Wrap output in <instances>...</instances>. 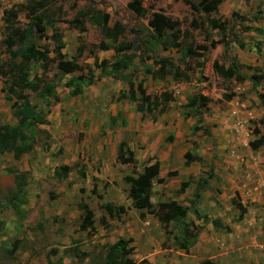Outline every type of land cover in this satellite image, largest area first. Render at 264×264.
<instances>
[{
  "label": "rangeland",
  "instance_id": "374dc122",
  "mask_svg": "<svg viewBox=\"0 0 264 264\" xmlns=\"http://www.w3.org/2000/svg\"><path fill=\"white\" fill-rule=\"evenodd\" d=\"M40 1L0 0V64L5 62L8 66L10 63L4 42L9 23L23 28L36 14L44 21L50 20L45 35L33 38L36 47L47 51L48 62L45 66L32 63L30 75H37L44 82H57L59 100L65 102L72 96L70 88L65 85L67 77L58 71L55 61H52L58 38H61L64 45L62 53L65 58H71L81 48L78 63L87 78L93 76L92 85L85 90L89 93L85 94L87 97L99 96L98 93L96 95L95 86L110 78L100 75L101 71L96 68L95 61H112L117 56L114 46L135 42L138 45L135 49L139 48L135 53L141 52L144 60L140 61L136 57L126 73L136 84L142 82L146 98H152V95L163 91L170 92L173 100L169 102L167 111L176 113L184 102L202 94L209 100V113L216 116L211 126L218 125L217 117L220 114L237 106L241 110L253 109L257 115L249 123L252 127L250 129L252 132H263V112L259 110L261 103L256 92L264 95V85L254 88L247 78L241 80L238 77H225L216 71L214 63L226 69L232 64L231 57L235 56L241 64L239 70L245 77L256 72L253 69L255 66L264 69V61L260 63V56L257 55L260 52L254 47L259 45L258 42L264 43L258 41L264 38V0H224L216 12L207 14L199 7H193L192 4H197L199 0H138L144 10L143 15L129 7V2L133 0H46L44 10L38 7L37 2ZM11 11L15 12L13 16ZM97 12L107 16L108 27L116 22L124 27L117 42L109 40L103 33V22L99 23L94 17ZM154 13L169 17L175 23V29L166 32L163 39L153 42L152 49H148L150 43L146 39L153 32L149 19ZM255 13L261 18L252 19ZM211 18L219 23L226 22V27L213 28L209 21ZM245 26H256L257 30L246 31ZM235 36L247 48L242 49L235 41H230ZM102 44L110 48L102 49ZM185 46L190 47L192 52L183 58L182 49ZM162 56L169 57L174 66L178 67L180 76L184 78L182 74H186L187 79L176 80L167 75L161 80L147 75L146 64L156 68L153 59ZM4 88V78L0 77V123H15L16 118L4 98ZM30 98L43 105L35 93L31 92ZM50 108L49 112L55 109L53 106ZM184 110L189 109L185 107ZM66 135V131L57 132L53 120H48L46 124L36 127V142L32 151L19 159L8 152L0 153V264H103L108 245L126 232L141 236L139 243H132L135 247L132 252L136 253L132 257L135 262L142 263L145 260L143 264H156L154 259L142 257V230L137 233L124 225L123 231L119 209L116 207L118 210L114 209L110 214L102 207L106 204L100 199L102 195L109 194L112 197L119 190L113 189L115 187L110 178L101 184L96 178L86 179L85 175L77 171V168L86 169L84 153H88V158L91 153L85 147L78 158L73 157L68 146L74 141ZM87 142L93 149V142L90 139ZM68 165H71L73 171L68 172L65 178H57L54 170ZM130 167L129 164L124 165L122 171L129 173ZM71 173L75 174L69 176ZM21 181L24 182V202L16 213L12 203L17 201L14 198ZM81 203L93 210V225L87 229L80 227ZM245 204L249 206V203ZM248 209L241 207L239 212L250 216ZM165 244H160V247ZM153 248L149 252L153 253L151 255L155 259L168 255L167 251L160 253ZM157 249L160 251L159 246Z\"/></svg>",
  "mask_w": 264,
  "mask_h": 264
},
{
  "label": "crops",
  "instance_id": "0c3cea01",
  "mask_svg": "<svg viewBox=\"0 0 264 264\" xmlns=\"http://www.w3.org/2000/svg\"><path fill=\"white\" fill-rule=\"evenodd\" d=\"M259 40L264 42L263 37ZM258 43L257 46L262 48L254 47L260 52L257 55L261 63L264 61V43ZM262 64L264 66V62ZM253 69L261 70L256 66ZM127 70L122 74L129 77ZM106 76L110 78L94 85L99 96H85L88 93L85 90L91 83L84 86L81 93L70 94L72 97L65 102L59 99L52 102L46 118L53 120L57 132L66 131V136L73 138L74 142L68 146L73 157L78 158L85 147L90 151L89 158L88 153H84L86 169L77 168L82 176L96 178L101 184L110 178L115 187L112 188L119 190L112 197L108 194L100 199L119 209L123 231L124 225L137 233L142 230V257L154 259L156 264H200L204 260L213 264H264V143L255 148L250 144L263 132H252L249 126L256 112L233 106L217 117L218 125L214 127L210 124L216 116L209 113L208 105L198 122L194 113L183 114L186 111L184 102L176 113L166 110L153 120L149 114L136 110L134 100L121 97L122 90H129L126 79ZM260 85L264 82L256 87ZM82 94L83 98H78ZM260 103L259 110L264 116L261 100ZM51 106L55 109L49 112ZM238 121L243 122V128L236 127ZM196 124L200 128L193 131ZM89 139L94 144L93 149L87 142ZM119 142H125L132 150L138 172L158 162V173L151 180L149 199L153 204L169 199L186 206L188 210L184 220L193 222L188 225L189 231L184 230L181 223L171 222L168 234L156 216L132 205L128 197L129 183L124 180L125 175L131 174V167L129 173H124L122 166L127 164L116 161ZM185 153L196 158L186 161ZM70 167L66 166L65 176L56 175L55 172H63L60 168L54 170V174L57 178H65L68 172L73 171ZM182 183H185L183 187ZM241 207L249 208L250 216L239 212ZM213 219H218L222 227H215ZM193 226H198V229ZM175 235L186 236L192 243L181 247L174 240ZM120 237L129 239L128 245L132 249L135 248L132 245L139 243L141 238L140 234L131 235V232L116 240ZM153 246L157 252L167 251L168 257L162 254L155 259L149 252ZM135 254L131 251L130 256Z\"/></svg>",
  "mask_w": 264,
  "mask_h": 264
},
{
  "label": "trees",
  "instance_id": "16d2710c",
  "mask_svg": "<svg viewBox=\"0 0 264 264\" xmlns=\"http://www.w3.org/2000/svg\"><path fill=\"white\" fill-rule=\"evenodd\" d=\"M190 1V0H185ZM224 0H199L197 4H192L193 7L200 8L204 13L216 12L220 4ZM39 9H45L46 0H41L37 2ZM129 7L134 10L137 14L143 15V9L140 6L138 0H133L129 2ZM145 13V12H144ZM11 16L15 14L14 11L10 12ZM96 21L99 23L103 22V33L108 37L109 40L117 42L118 37L123 32L124 27L118 22L114 23L112 27L106 25L107 16L105 14H100L97 12L94 14ZM252 19H259L256 13L252 15ZM242 19H248L243 18ZM210 25L213 28H224L223 23L217 22V20L211 18ZM48 23L50 20L44 21L40 15H35L32 17L31 22L25 27L21 28L19 26H14L13 23H9L7 26L8 32L4 38L6 44V49L9 53L10 63L7 66L5 62L0 64V77L4 78L5 94L4 98L9 103L12 114L16 118L14 124L4 123L0 124V153L8 152L11 153L15 159H19L23 154L32 151L35 145V129L39 124H46L48 122L46 116L48 113L49 106L52 102L58 100L57 96V82H44L38 78L37 75L31 77L30 75V65L32 63H41L45 66L48 62V56L46 50H41L34 44V37L42 38L45 35V31L48 29ZM149 24L153 28V32L149 34V38L146 42L150 43L148 49L151 48L153 42L160 41L166 32L175 29V23L167 16L159 13H154L152 18L149 19ZM7 25V24H6ZM244 30H257V27L245 26ZM173 33V32H172ZM57 36H59L57 34ZM235 36L230 41H235L240 47H243L245 43L239 40ZM227 45V42H225ZM129 45V44H128ZM127 44L120 43L115 48V54L117 55L112 61L101 60L95 61L96 68L100 69V75H111L115 78L126 79L129 84L128 92L122 90L121 97H126L130 100L136 102V110L142 114H149L154 120L157 115L165 112L168 108L169 102L173 100L172 94L170 92H160L159 94L152 95V98H146L144 88L142 87V82H133L127 77L126 74L122 72L126 69H130L136 57L140 61L144 60L142 58L141 52L139 54L135 53L139 51V48L135 42L128 46ZM64 45L61 38H58L57 46L55 48V56L52 61H55V66L58 71L67 77L65 85L70 88V94H79L83 91V87L90 85L93 82L92 78H87V76L82 72V67L78 63V58L80 57L82 51L79 47L74 56L71 58H65L62 53ZM102 49L110 48L108 45L102 44ZM134 49V50H131ZM131 50V51H129ZM192 52L190 47L185 46L182 49V57L185 58ZM232 64L228 68H224L222 65L219 66L214 63V68L220 74L225 77H238L241 80L245 78L249 79L252 86L255 88L260 82H264V72L261 70H255L245 77L239 68L241 64L235 56L231 57ZM141 63V62H139ZM153 66L156 68L147 67V75H152L154 78L165 79L167 75L176 80L187 79L186 74H182L184 78L178 73V67H175L173 62L167 56H162L160 58L153 59ZM152 66V67H153ZM144 66H142L143 68ZM145 69V68H144ZM78 72V74H74ZM150 73V74H149ZM35 93L38 99L43 103L39 105L37 102H33L30 98V93ZM257 97L261 100L264 106V95L256 92ZM208 98L202 94L191 97L188 102L184 105L189 110L184 111L183 114L187 116L190 113L197 115V121H201L202 114L206 109ZM115 119L113 118V121ZM261 124H263V135H261L256 140L250 142L253 148L260 146L264 143V116L261 119ZM200 125H194L193 131L199 129ZM196 156H191L189 153H185L186 161L195 159ZM116 161L123 164L131 165V174L125 175L124 180L129 183L128 197L132 200V205L137 208H143L144 212L151 213L157 217L158 221L162 224L166 233L170 234L168 230L169 224L181 223L184 230L189 231L188 225H192L193 222H186L184 219L187 214L188 208L178 204L175 200H165L153 204L150 201L151 193V180L158 173V162L145 166L143 171L138 172L136 170V161L132 150L126 145L125 142H119ZM66 166H62L63 172H55L56 175H66ZM185 183H182L183 187ZM24 182L21 181L17 186L16 198L12 203V209L17 213L18 208L23 204V195L25 194L22 190ZM81 209V219L80 224L81 229L90 228L93 225V211L89 209L85 204H80ZM104 210L112 214L114 209H116L110 203H106L102 206ZM141 212V215L144 214ZM197 214V213H196ZM215 227H222L218 219L212 220ZM196 230L198 226H193ZM228 229L227 226L224 227ZM174 240L181 246L187 247L192 243V240H188L186 236H174ZM129 239L123 237L118 238L114 243L108 245V251L106 253V260L103 264H143L136 263L135 260L130 256L132 248L128 245ZM13 248V247H12ZM27 264V263H24ZM200 264H213L209 260H204Z\"/></svg>",
  "mask_w": 264,
  "mask_h": 264
},
{
  "label": "built area",
  "instance_id": "2783aa9c",
  "mask_svg": "<svg viewBox=\"0 0 264 264\" xmlns=\"http://www.w3.org/2000/svg\"><path fill=\"white\" fill-rule=\"evenodd\" d=\"M243 126H244L243 122H240V121L236 122V127H237L238 129L243 128Z\"/></svg>",
  "mask_w": 264,
  "mask_h": 264
}]
</instances>
